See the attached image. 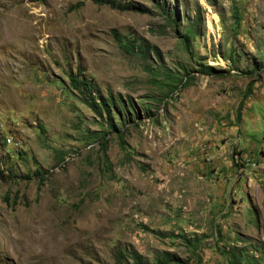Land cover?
Masks as SVG:
<instances>
[{
    "label": "rangeland",
    "instance_id": "obj_1",
    "mask_svg": "<svg viewBox=\"0 0 264 264\" xmlns=\"http://www.w3.org/2000/svg\"><path fill=\"white\" fill-rule=\"evenodd\" d=\"M112 1L0 0V264H264V0Z\"/></svg>",
    "mask_w": 264,
    "mask_h": 264
},
{
    "label": "trees",
    "instance_id": "obj_2",
    "mask_svg": "<svg viewBox=\"0 0 264 264\" xmlns=\"http://www.w3.org/2000/svg\"><path fill=\"white\" fill-rule=\"evenodd\" d=\"M93 3L97 5H107L111 8H117L120 10H130L135 12H145V8H142L138 4L131 5V6H115V3L112 0H91ZM158 7L161 11L165 12L166 9L165 5L162 3L158 4ZM167 21L173 25L174 27L177 26V22L175 19L170 18L168 15ZM233 21L236 25H238L240 16L238 14V10L233 8L232 13ZM114 39L118 45V47L128 55H135L137 53H141L144 57H146L147 53L149 52V46L144 41L141 44L135 43L132 40H126L121 35H119L115 30L112 31ZM196 34V24L194 22L190 24L184 31H181L179 38L182 42L187 45L189 39ZM156 55H158V51L154 48L153 49ZM264 67V63H263ZM70 86L79 92L80 94L84 95L83 102L100 118H105L106 126L111 130L117 129L116 124L113 122V115H117L118 120L123 122L126 118H130L132 115H137L138 112L134 107V104L131 99L126 100L123 99L122 96H118L119 98H114L112 94H109L107 98H103L98 96V102L96 103V99L92 97L91 92L93 88L91 84L83 79L79 78V73L69 75ZM252 84L249 85V89ZM105 136V135H104ZM104 140V137H103ZM121 144H123V139L120 138ZM35 173L38 174V171L35 170ZM41 181V180H40ZM5 200H8L6 197ZM231 263L232 264H242L239 261V258H235L234 255H230ZM115 264H150L145 258H143L138 252L134 249L128 250H120L117 249L115 255ZM153 264H183V262L173 253L168 251L161 252L157 255L155 262ZM246 264H253L249 261H246Z\"/></svg>",
    "mask_w": 264,
    "mask_h": 264
}]
</instances>
